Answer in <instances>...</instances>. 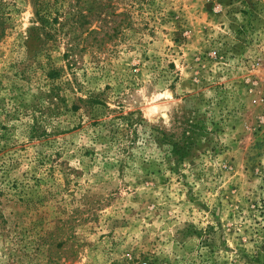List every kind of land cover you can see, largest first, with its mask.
Listing matches in <instances>:
<instances>
[{
    "label": "rangeland",
    "instance_id": "374dc122",
    "mask_svg": "<svg viewBox=\"0 0 264 264\" xmlns=\"http://www.w3.org/2000/svg\"><path fill=\"white\" fill-rule=\"evenodd\" d=\"M0 264H264V0H0Z\"/></svg>",
    "mask_w": 264,
    "mask_h": 264
},
{
    "label": "trees",
    "instance_id": "16d2710c",
    "mask_svg": "<svg viewBox=\"0 0 264 264\" xmlns=\"http://www.w3.org/2000/svg\"><path fill=\"white\" fill-rule=\"evenodd\" d=\"M123 119L126 120V124H127L128 123L127 119H125V117ZM163 136H158L157 140L161 141L162 144L168 148L167 152H165L166 158H171L173 156H176L180 152H182V153H185L184 151L187 152V150H186L187 148H184V147L176 148V143L173 140H171V138L169 136H167V137L166 136L163 137Z\"/></svg>",
    "mask_w": 264,
    "mask_h": 264
}]
</instances>
